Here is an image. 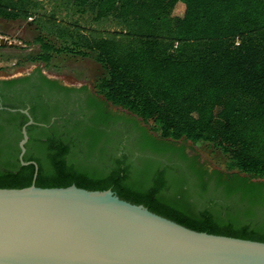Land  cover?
Wrapping results in <instances>:
<instances>
[{
	"label": "trees",
	"instance_id": "16d2710c",
	"mask_svg": "<svg viewBox=\"0 0 264 264\" xmlns=\"http://www.w3.org/2000/svg\"><path fill=\"white\" fill-rule=\"evenodd\" d=\"M56 1L117 30L82 26L54 10L41 13V0H0V20H35L46 35L35 39L44 63L54 53L93 57L106 69L96 93L148 124L157 137L143 131L134 155L112 129L119 120L100 102L88 100V120L63 118L49 108L48 122L31 108L35 122L49 123L45 140L30 136L25 145L23 161L38 165L34 184L110 189L189 229L264 242V0ZM178 5L183 10L175 15ZM43 81L49 89L74 91ZM25 105L0 110V188L33 183L34 165L18 159L27 118L9 110ZM178 141L221 152L224 169L210 171L177 148ZM166 153L171 165L162 161Z\"/></svg>",
	"mask_w": 264,
	"mask_h": 264
},
{
	"label": "water",
	"instance_id": "95a60500",
	"mask_svg": "<svg viewBox=\"0 0 264 264\" xmlns=\"http://www.w3.org/2000/svg\"><path fill=\"white\" fill-rule=\"evenodd\" d=\"M0 39V43H1ZM5 41L2 44L4 45ZM33 183L0 188V264H264V242L198 232L127 202L112 190Z\"/></svg>",
	"mask_w": 264,
	"mask_h": 264
},
{
	"label": "rangeland",
	"instance_id": "374dc122",
	"mask_svg": "<svg viewBox=\"0 0 264 264\" xmlns=\"http://www.w3.org/2000/svg\"><path fill=\"white\" fill-rule=\"evenodd\" d=\"M41 1L43 2V9L39 11L41 13H48L54 10L58 18H64L68 21L77 20L82 26H92L100 30H117V27L112 23H91L88 16L80 17L70 10L60 8L56 0ZM182 10L183 7L178 5L174 10V14L179 15ZM39 35L46 36L40 33L39 25L35 20H0V36L7 39L4 45H0V81L23 78L38 70L46 78L74 89L76 95L80 94V104L79 101L77 104H83L82 110L78 111V107H75L76 105L70 102L72 99L68 98L66 111H58V114L64 115V118H70L73 121L81 117L84 120L89 119L90 112H92L87 104L89 99L102 103L105 111L119 120L113 125L112 129H115L114 131L117 133L120 132L119 138L124 140L128 153L138 154V148H135L133 143L136 142V139L139 138L143 131H146L150 136L157 137L148 124L127 111L107 103L101 95L96 93L94 85L98 79L106 76V69L98 64L93 57L81 58L65 53H54L50 62L44 63L38 58L41 50L40 45L35 42ZM46 39L54 42L56 48L60 46V41L49 37ZM122 126L125 127L121 128ZM174 145L177 148H183L185 155L197 157L199 163L209 168L210 171L224 169L225 157L219 151L213 152L205 145H193L185 141H178ZM162 156V161L166 164L171 165L173 163L168 161L169 154H161Z\"/></svg>",
	"mask_w": 264,
	"mask_h": 264
},
{
	"label": "flooded vegetation",
	"instance_id": "af4514ba",
	"mask_svg": "<svg viewBox=\"0 0 264 264\" xmlns=\"http://www.w3.org/2000/svg\"><path fill=\"white\" fill-rule=\"evenodd\" d=\"M43 78L46 77L40 71L35 70L32 73L24 76L23 78H15L18 81L10 86L4 85L3 83L0 82V110L4 109L3 106L5 104H9V103L19 104L22 102V103H26L25 108L23 109L28 110L33 121H34V117L30 112L31 108H33L34 115H36L37 119H40L41 117H43V115H45L49 122V108L53 110V113L55 112L54 110L57 109L58 111L64 110L63 112H65L68 98H71L72 100L70 102L74 103L76 105V106L74 105L75 107H78L79 104H77V102L80 99V94L76 95L75 94L76 91L65 93L63 90H60L59 88L49 89V83L44 82ZM5 81H9V80H5ZM58 84L62 85L59 82ZM62 117L64 118L65 116L62 115ZM56 118H58L57 115L55 117H52L50 119V122L52 123L53 121H55ZM30 126H34L37 128L30 132L28 130ZM27 133L29 137L33 136L36 139L38 138L39 140H45L47 136H49V123L44 124L43 122L41 123L35 122L34 124L27 126ZM40 133L42 134L45 133L44 137L39 138L38 135ZM21 139H22V135H21ZM28 141L26 144H28Z\"/></svg>",
	"mask_w": 264,
	"mask_h": 264
},
{
	"label": "bare ground",
	"instance_id": "6f19581e",
	"mask_svg": "<svg viewBox=\"0 0 264 264\" xmlns=\"http://www.w3.org/2000/svg\"><path fill=\"white\" fill-rule=\"evenodd\" d=\"M0 39L2 40L0 44H2V43H3V41H7V39H6V38H0Z\"/></svg>",
	"mask_w": 264,
	"mask_h": 264
},
{
	"label": "built area",
	"instance_id": "2783aa9c",
	"mask_svg": "<svg viewBox=\"0 0 264 264\" xmlns=\"http://www.w3.org/2000/svg\"><path fill=\"white\" fill-rule=\"evenodd\" d=\"M0 38H2V37L0 36Z\"/></svg>",
	"mask_w": 264,
	"mask_h": 264
}]
</instances>
